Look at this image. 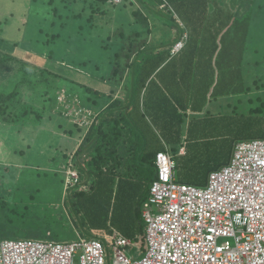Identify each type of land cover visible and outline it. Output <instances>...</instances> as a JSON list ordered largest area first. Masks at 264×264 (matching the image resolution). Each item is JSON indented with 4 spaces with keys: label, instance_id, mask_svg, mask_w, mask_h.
Wrapping results in <instances>:
<instances>
[{
    "label": "trees",
    "instance_id": "16d2710c",
    "mask_svg": "<svg viewBox=\"0 0 264 264\" xmlns=\"http://www.w3.org/2000/svg\"><path fill=\"white\" fill-rule=\"evenodd\" d=\"M81 1L94 4L89 8L93 17L87 21L82 13L76 15L90 24L89 33L86 27H79L85 32L77 38L75 34L81 32H66L73 25L62 21L73 16L69 7L58 9L63 16L58 15L54 21L60 28L50 40L40 36L43 30L31 19H23L18 41L6 39L0 32V142H16L21 133L23 140L31 142L46 115L49 119L52 115L65 119L70 127L68 134H80L81 143L73 155L79 175L76 187L88 186L87 192H77L76 188L67 201L63 199L64 177L49 170L51 159L48 170L23 169L18 180L8 182L9 200L0 197V240L57 242L67 236L75 241L100 239L107 246L106 237L95 234L98 231L108 236L116 232L145 248L146 213L159 212L151 196L159 176L160 153L175 162L178 184L205 188L210 174L227 166L236 143L264 139L263 98L248 99L251 107L241 110L248 94L264 90V64L260 65L264 57L251 51L260 45L254 41V31L264 25L260 16L264 0ZM99 3L122 6V13L129 7L136 8L125 18L127 22L115 17L114 27L111 23L101 35L107 37L106 45L95 50L98 56H107L105 76L114 85L112 92L120 95L116 98L41 68L43 63L57 61L52 56L58 53L73 64L84 63L87 55H93L92 30L97 28L93 19L102 8ZM81 10L87 9L83 6ZM102 14L107 15V10ZM256 20L258 25L252 28ZM112 31L116 33L114 38ZM60 40L65 45L61 46ZM78 55L84 62L77 59ZM65 70L78 71L69 66ZM87 93L94 96L87 102L93 101L89 106H96V110L88 117L81 111L84 128L75 132L66 114L76 105L75 100H83ZM231 96V112L216 115L209 110L211 102ZM37 102L42 105L38 107ZM83 105L88 106L86 102ZM29 145V151H33ZM63 155L56 151L53 163L59 156L60 160L68 158ZM56 180L61 182L58 190L53 183ZM45 188L51 193L57 190L59 200H54L68 211L61 206L56 216L48 202L30 208L28 200L40 198Z\"/></svg>",
    "mask_w": 264,
    "mask_h": 264
},
{
    "label": "built area",
    "instance_id": "2783aa9c",
    "mask_svg": "<svg viewBox=\"0 0 264 264\" xmlns=\"http://www.w3.org/2000/svg\"><path fill=\"white\" fill-rule=\"evenodd\" d=\"M157 165L151 202L159 212L146 213L142 259L126 255L133 243L115 232L107 246L0 241V264H264V139L238 142L231 164L211 173L205 188L178 184L167 154Z\"/></svg>",
    "mask_w": 264,
    "mask_h": 264
},
{
    "label": "rangeland",
    "instance_id": "374dc122",
    "mask_svg": "<svg viewBox=\"0 0 264 264\" xmlns=\"http://www.w3.org/2000/svg\"><path fill=\"white\" fill-rule=\"evenodd\" d=\"M121 0H112L110 3H120ZM48 0H0V32L3 35L4 38L9 39V40H15L18 41L22 37V21L23 19L25 20H32L36 22V27L41 28L43 30V33L40 34V36L45 37V40H50L51 36H53L60 27L57 28L55 26L56 21L54 19L58 17L59 11L58 9H65L66 7L70 8V14L73 13V16L70 17V19L64 17L62 21L68 22V24L72 23V28L70 27L69 30L66 32H69L70 34H75L78 32H81L79 34H75V38L79 37L81 34L83 35L85 30H81L80 28L84 26L86 29V32L89 33V27L90 24L85 22L86 20L88 21L90 17H93V14L89 10L91 7L90 4L94 6V4L90 1H81V0H54L51 3H48ZM108 3V4H110ZM108 4H100V11L96 14H94V19H93V24L97 28H102L103 31H99L96 27L95 30H92V33H94V38L92 40L91 48L93 49V55H87L86 62H84L83 56L77 57L80 61H83L85 63H68L66 59H61L60 57L62 56L61 53L55 54L52 56L56 60H51L49 61V65L46 63H43L41 68L43 69H48L49 72L51 73H58L61 76H66V77H72L75 81L79 82L82 85H86L91 87L94 91H98L102 94H105L107 96L113 95L114 98L117 96H120L117 94V92L113 93L112 89L114 88V85H111L108 78L105 76L107 69L109 68L108 62L105 60L107 59V56H98L95 53V50H98L99 48H102L103 46L106 45L105 40L103 36L105 35L104 29L109 28L110 24L112 23L113 27L114 24L117 23L115 22V17H120L124 21L127 22V15L132 16L133 13L136 11V8H127V10L123 11L124 13L120 12L121 9H123L122 6L120 7H113V6H108ZM85 6L87 9L85 12L81 10V7ZM264 5H262L263 7ZM95 8V7H94ZM112 9L113 12L109 11V9ZM57 9V11H55ZM96 9V8H95ZM138 9V8H137ZM107 10V15L102 14ZM73 11V12H72ZM72 12V13H71ZM82 13L84 18L86 20H80L76 18V15ZM13 13H15V17L10 16ZM17 13V15H16ZM63 16V15H61ZM258 16V15H257ZM262 18H264V11H261ZM76 18V19H75ZM30 20V21H31ZM114 21V23H113ZM153 23V22H151ZM258 23V20H256L255 23H253L252 28ZM66 25V27L68 26ZM160 25H163L162 22H159ZM258 25V24H257ZM36 27L34 28L32 26V31H36ZM80 27V28H79ZM162 28V26H160ZM259 27V26H258ZM21 28V29H20ZM20 30V31H19ZM102 32V33H101ZM256 32V38H254V41L258 42L255 49L251 51H258L259 55L261 57H264V25H262L259 28H255ZM47 34V36H45ZM81 35V36H82ZM103 35V36H101ZM116 33L114 31L111 32V37L114 38ZM255 36V34H252ZM92 37V36H91ZM157 38H160V34L157 35ZM155 37V40H157ZM151 42V41H149ZM24 43V41H23ZM60 45H65L64 40L59 41ZM41 47V45H40ZM49 48V46H46ZM48 48H45V56L49 55V52H46ZM60 58V59H59ZM97 58H100L99 60ZM28 60V59H27ZM29 60H31L29 58ZM37 60V59H36ZM35 60V61H36ZM87 63V64H86ZM264 64V59L260 61V65ZM74 68L78 71L76 72H70L65 70V67L67 68ZM42 70V69H41ZM128 74V71H126ZM125 73V74H126ZM255 73V72H254ZM261 76L264 77V72H261ZM53 78V76H51ZM50 76L48 78H51ZM34 80L36 78L33 76ZM59 80V79H57ZM56 80V83H57ZM120 90L123 92V90ZM120 92V91H119ZM28 95H32L33 92H27ZM35 94V93H34ZM61 94V92H60ZM257 96H261L264 100V90L257 92L253 91L251 94H248L247 97H245V102L241 106L242 111H247L249 107H251V104L249 103L248 99H254L256 100ZM36 98V97H35ZM62 98L64 99L65 96L63 95ZM76 98V97H75ZM88 99H94V96L92 94H85L84 99H76L75 103L76 105L71 109V111L66 114V116H69V123L72 128H74V131L77 132L79 128H84L83 121L80 117L81 111H85L84 116L88 117L93 114V112L96 110V106H89L90 104L92 105L93 101L87 102ZM106 99V98H104ZM40 100V99H39ZM231 103H233V98H231ZM86 102V105L84 106L83 104ZM223 100L220 101H214L208 105L209 110L213 112V114H220L223 112H229L230 108L228 105H225L227 102H224ZM38 107L42 105V102H37ZM258 104V103H257ZM257 104H255L257 106ZM254 105V106H255ZM253 106V107H254ZM58 108V105L56 106ZM66 107V105H65ZM69 105L66 107L68 108ZM66 110V109H64ZM50 115V113H49ZM52 119H49V116H45V121L44 124L39 128L36 134H33V140H23L24 136H22V133L18 135L17 141H11L6 143L8 145H3L5 142L1 143L0 142V187L2 190H4V194L0 193V197L2 199L9 200V193L10 190L7 189V185L9 184L8 182L17 179L18 180V174L22 172L23 169H40V170H48V165H50V159L52 161V165L49 166V170L52 172H58L63 175L64 177V184H63V199L67 201L70 192L74 189H76L78 186V180H79V175L78 172L75 171L74 167L76 165L74 161L73 155L75 154L76 150L78 149V146L81 143L80 139V134H76L74 136L69 135V129L70 127L68 126V121H66L63 118H60L59 116L55 117V115H52ZM67 119V118H66ZM1 122V121H0ZM67 122V123H66ZM1 124V123H0ZM82 126V127H81ZM68 128V129H67ZM50 135L49 139L44 140L46 135ZM37 137V139H35ZM26 139V138H25ZM45 142H50L45 143ZM33 146V151H29V145ZM45 143V144H44ZM41 147V148H40ZM60 151L63 154V156H66L69 158H65L63 160H60V156L57 157V161L53 163V156L56 151ZM39 152V153H37ZM73 157V158H72ZM40 158V159H39ZM42 158H45V160H42ZM60 160V161H59ZM59 162L58 168L55 169V166ZM38 164V165H37ZM2 174H5L4 176ZM59 179V178H58ZM55 184L54 187L55 189L58 190V186H60L61 182L57 180L53 181ZM43 187V186H41ZM88 186H82L77 188V192L79 191H85L87 192ZM57 190L54 192H50L47 190V188L44 189V192L42 195H40V198L34 199L29 202L30 208L33 207H40L41 205L44 206V202H48L49 207L51 208V212L57 216L60 215L59 210L61 206L65 211H68L62 203H58L54 200V198H57L59 200V197L56 196ZM1 191V190H0ZM30 195V194H29ZM64 200V201H65ZM61 201V202H64ZM37 210V209H36ZM33 211V210H32ZM98 237H106L105 233L101 232H96ZM2 241V240H0ZM59 243L63 242H70L71 238H68L67 236H63L60 239L56 240ZM145 250L146 248H139L138 245H132L126 249V255L129 257L132 256L133 260H139L142 259L145 255ZM109 256L113 255L112 250H109ZM112 257V256H111Z\"/></svg>",
    "mask_w": 264,
    "mask_h": 264
},
{
    "label": "crops",
    "instance_id": "0c3cea01",
    "mask_svg": "<svg viewBox=\"0 0 264 264\" xmlns=\"http://www.w3.org/2000/svg\"><path fill=\"white\" fill-rule=\"evenodd\" d=\"M231 98H233L232 96L229 98H227V97H221V98H219L217 101H220V100H223V103H221V104H225L224 102H227L225 105H228L229 106V108H230V104L231 105H233V103H231ZM214 102V101H213ZM212 103V102H211ZM232 110H231V108H230V110H229V112H231ZM224 113H228V112H224ZM184 138H186V137H184ZM239 142H241V141H239ZM237 144V143H236ZM235 144V145H236ZM186 147V142L185 143H183V147H182V149H183V152H185V147ZM236 147V146H235ZM234 152H235V148H234V151H233V155H232V157H231V160L230 161H228L229 163L227 164V166L228 165H230L231 164V162H232V159H233V156H234ZM226 166V165H225ZM224 167V166H223ZM222 167V168H223ZM221 168V169H222ZM210 177V176H209ZM209 181V180H208ZM207 185H208V183H207ZM207 185H206V187H207ZM103 238V237H102ZM128 239V238H127ZM72 241H75V239H71ZM132 243H133V245H135L136 243L134 242V241H131ZM139 247V246H138ZM140 249H141V247H139ZM146 248V247H145Z\"/></svg>",
    "mask_w": 264,
    "mask_h": 264
},
{
    "label": "clouds",
    "instance_id": "9594fccd",
    "mask_svg": "<svg viewBox=\"0 0 264 264\" xmlns=\"http://www.w3.org/2000/svg\"><path fill=\"white\" fill-rule=\"evenodd\" d=\"M249 141V140H248ZM186 185V184H185ZM191 186V185H190ZM194 187H196V186H194Z\"/></svg>",
    "mask_w": 264,
    "mask_h": 264
}]
</instances>
